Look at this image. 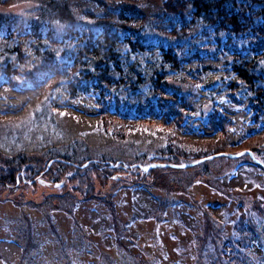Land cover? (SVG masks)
Returning a JSON list of instances; mask_svg holds the SVG:
<instances>
[{"label":"trees","instance_id":"16d2710c","mask_svg":"<svg viewBox=\"0 0 264 264\" xmlns=\"http://www.w3.org/2000/svg\"><path fill=\"white\" fill-rule=\"evenodd\" d=\"M181 1L177 11L154 15L155 26L151 24L152 17L146 16L152 4L140 8L124 4V0L104 2L97 10L71 0H36L31 11L7 15L1 12L0 87L7 91L2 95L7 94L12 100L10 105L0 106V137L21 133L14 132L16 128L47 122L56 112H68L73 118L86 121V133H105L113 143L129 145L137 155L142 152V159L154 152L150 160L167 164L152 166L151 171L162 167L168 169L167 176L178 177L180 173L179 182L189 186L184 184L177 186L180 191H170L161 179L156 187L144 181L139 184L144 160L137 155L131 157L132 161L104 162L93 158L84 164L89 159L83 157L86 160L78 163V159H70L74 155L60 154L45 169L49 157L55 154L49 151V156L37 159L34 167L26 165L21 170L12 166L19 162L22 152H15V158L1 152L7 156L4 163L0 161V189L16 187L23 181L16 183L19 177L15 171L22 172V183L38 185L40 177L47 181L41 185H49V174L57 166L52 178L57 180L61 172L70 176L68 181L73 176L71 182L76 183V188L86 184L95 191L113 176L119 191H169L175 203H183L186 196L184 203H194L190 196L197 195L200 205L191 213L195 215L189 224L192 230L198 231V218L213 217L222 229L223 223L231 226L232 216L224 219L207 214L210 207L199 191L198 183L208 180L213 169L203 162L217 161V157L210 154V147H199L197 142L194 148L188 147L182 139L198 140L199 144L219 139L214 144L228 148L264 134V0ZM29 72L32 76H25ZM35 76L39 79L34 84ZM27 89L17 101L16 91ZM79 100H88L94 109L78 107ZM237 111L247 113V127L239 132L238 140H232L231 134L219 136L218 132H222L217 131L216 125L221 121H228L236 131ZM149 122L155 125L152 127ZM80 139L78 153L87 151L91 144L84 135ZM250 149L257 157H264V142ZM252 160L242 161L240 166L262 171L263 165ZM172 163L183 167L170 166ZM257 173L256 177H260ZM226 176V183L233 186V179ZM243 179L253 186L258 180L254 174ZM220 183L209 184L220 198L210 206L231 207L232 201L222 198L229 195L225 190L228 188ZM190 185L198 192H193ZM63 195L56 198L60 206L67 208L61 202ZM258 200L264 205V197ZM238 206L235 204L234 209L238 210ZM240 219L242 224L236 221V229L232 226L231 233L218 241L223 243L225 252L221 264H264V212L250 210L249 218L244 215ZM195 236H191L192 243L186 247L177 245L181 252H199ZM25 251L19 253L22 258L34 256ZM236 259L240 262L235 263ZM5 261L11 262L8 257Z\"/></svg>","mask_w":264,"mask_h":264},{"label":"rangeland","instance_id":"374dc122","mask_svg":"<svg viewBox=\"0 0 264 264\" xmlns=\"http://www.w3.org/2000/svg\"><path fill=\"white\" fill-rule=\"evenodd\" d=\"M71 1L74 4L79 2L80 6L84 8L97 10L98 7L101 8V4L104 2L114 4L115 1L120 0ZM35 2L36 0L0 1V13L7 15L8 13L31 11V6ZM126 2L129 3V6H140V8L148 3L152 4V10L150 13L146 12V16L152 17L151 24L153 26L157 22L154 15L156 16L159 11H177L182 4L181 0H124V4ZM25 76L31 77L32 74L29 72ZM38 79L35 76L34 84ZM28 90L16 91L15 98L17 101L23 98ZM6 92L0 87V106L3 104L10 105L12 98L7 94L2 95ZM87 102L89 101L87 100ZM87 102L79 100L76 105L88 110L90 106ZM234 118L237 122L236 131L228 121H221L219 126L216 125L217 131L222 132V134L218 132L219 136L231 134L232 140H238L239 132L247 127V113L237 111ZM149 124L152 127L155 125L150 122ZM164 126L167 127L168 125ZM85 127V120H77L70 114L68 115V112H56L52 119L47 120V122L25 128H16L14 132L20 131L21 133L0 137V161L4 163L7 156L2 155L1 152L13 154L14 158L15 152H22L24 155L18 163L12 166L13 168L19 167L21 170L26 165L34 167L37 159L48 157L52 151L55 154H53V158L49 157L51 159L47 162L45 167L47 169L51 160L55 158L54 156H61L60 154L68 157L74 155L70 159H78L76 160L78 163H82V160L86 159L89 160L85 162H89L93 158L101 159L104 162L109 160L132 161V158L137 155L131 146L113 143L105 133H86ZM83 135L87 143L92 145H89L87 151L78 153L81 144L80 138ZM182 140L188 147L192 148H194L195 142L199 147L208 146L212 149L210 154L217 157V161L207 160L206 163L203 162L204 165L213 169L208 178L209 181L198 183L200 185L199 191L205 195L204 202L210 207L206 206L208 208L206 209L207 214L213 213L215 217H224V219L232 216L233 220L230 227L229 224L223 223L222 229L218 227L219 222L215 218L208 217L198 218L195 223L198 231L192 230L189 224L195 219V215L191 213L196 211L200 205L199 196H190L194 203H184L188 196L181 200L183 203H175L173 201L174 196L168 193V190L180 191L177 186L183 187L189 186V184L184 183V185L179 182L181 180L178 178L180 173H176L178 177L172 174L167 176L168 169L162 167L156 168L155 172L151 171L150 168L145 171V168L152 163H166L163 160L160 162L150 160L149 157L155 155L151 151L143 159L141 158L143 156H139L142 152H138L137 157L139 156L141 160H144L142 161L144 171L142 170V178L139 184L149 182L152 187H156L157 183L162 182L159 181L161 179L168 184V192L165 194H160L154 188L140 192L138 190L133 192L130 188L119 191L117 189L118 181L113 176L110 177L108 184L101 185L100 189L95 191L89 186L86 187V184H80L81 186L76 188V183L71 182L74 180L73 176L68 181L70 176L61 172L57 180L52 178L57 167L55 165H53V167L55 166L53 172L50 173L52 175L49 174L54 182L51 181L49 185L22 183L25 180L22 172L15 171L19 177L16 183L21 182L20 179L23 181L16 187L0 189V264H184V262L186 264H221V261L225 260L223 243L219 244L218 242L221 236H228L232 226L236 229L234 225L236 221L242 224L240 219L242 216L245 215L246 218H249L250 210L264 212L262 210L264 205L258 200L259 197H264V157H257L250 149L251 146H259L261 142H264V134L251 137L237 146H228V148L214 144L220 141L219 139L214 143L209 140L200 144L198 140L193 141L189 138ZM250 152L254 158L249 155ZM202 159L205 158L202 157ZM251 159L254 163L257 160V163L263 165H258L263 167L261 168L262 171L259 169L254 171L253 167L250 166H240L242 161H250ZM42 166H45L44 162ZM237 166L238 169H236ZM256 171H260V173ZM255 173L260 177H256ZM228 174L233 179V186H231L232 183H226L228 178L225 179V177ZM251 174L258 178L254 186L248 179H243V176H251ZM215 178L218 179L217 184ZM34 179L36 180V178ZM78 179L80 178L78 177ZM245 180L248 181L244 182ZM127 181L128 179L125 178L124 182ZM220 181L222 187L228 188L225 190L230 195L227 197L222 195V198L224 201L231 200L232 208L228 204L224 205L223 208L210 206L215 201H219L220 198L212 190V185L209 184L216 186ZM63 182L65 183L62 185ZM54 183L61 184L54 186ZM99 186L97 185V187ZM189 188L193 192H198L193 185H190ZM66 194H72L73 197L68 198ZM61 195L64 197L61 202L67 208L60 206V202L56 198ZM235 204L240 205L238 210L234 209ZM257 227L259 226H254V228ZM193 234L196 235L195 241L199 240V252L195 253L194 249L188 250L187 253L181 252V248L177 245L186 247L191 244L192 241L189 239L192 238ZM22 249L26 250V254L33 252L34 256L22 258L19 255ZM241 253L240 251L237 254ZM6 257L11 262L7 263ZM238 262L240 261L236 259L235 263Z\"/></svg>","mask_w":264,"mask_h":264},{"label":"water","instance_id":"95a60500","mask_svg":"<svg viewBox=\"0 0 264 264\" xmlns=\"http://www.w3.org/2000/svg\"><path fill=\"white\" fill-rule=\"evenodd\" d=\"M249 155L252 157V158H254V156L252 155V153L250 152L249 153ZM257 161V160H256ZM258 162V161H257ZM194 163V162H193ZM84 164H88V161L87 162H84ZM165 164H167V163H152V164H150V166H148L147 168H145V169H149L150 167H152V166H156V165H165ZM170 166H175V167H183V165H177V164H171ZM38 182H40V183H42V184H47V181H43L42 180V178H38ZM61 183H54L53 185L54 186H59Z\"/></svg>","mask_w":264,"mask_h":264},{"label":"snow or ice","instance_id":"6c2138e0","mask_svg":"<svg viewBox=\"0 0 264 264\" xmlns=\"http://www.w3.org/2000/svg\"><path fill=\"white\" fill-rule=\"evenodd\" d=\"M147 169H145V171H146Z\"/></svg>","mask_w":264,"mask_h":264}]
</instances>
